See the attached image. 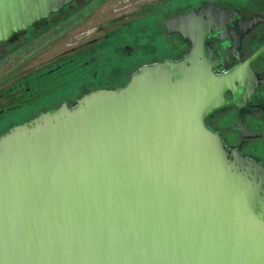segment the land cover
I'll return each instance as SVG.
<instances>
[{
  "label": "water",
  "instance_id": "obj_1",
  "mask_svg": "<svg viewBox=\"0 0 264 264\" xmlns=\"http://www.w3.org/2000/svg\"><path fill=\"white\" fill-rule=\"evenodd\" d=\"M75 1L0 0V44ZM225 13L168 19L193 39L181 60L0 134V264H264V168L206 125L227 78L203 43Z\"/></svg>",
  "mask_w": 264,
  "mask_h": 264
},
{
  "label": "rangeland",
  "instance_id": "obj_2",
  "mask_svg": "<svg viewBox=\"0 0 264 264\" xmlns=\"http://www.w3.org/2000/svg\"><path fill=\"white\" fill-rule=\"evenodd\" d=\"M133 1L92 0L81 23L73 21L48 37L31 41L29 47L18 39L13 47L0 46V132L36 116L55 101H73L80 90L123 86L137 68L167 56L170 51L164 46L160 22L176 6L194 0ZM136 1L140 2L137 9L133 8ZM123 4L129 7L127 12ZM138 16H147L144 31L118 35L127 20ZM138 36L144 38L142 49L133 51L132 46L123 45Z\"/></svg>",
  "mask_w": 264,
  "mask_h": 264
},
{
  "label": "flooded vegetation",
  "instance_id": "obj_3",
  "mask_svg": "<svg viewBox=\"0 0 264 264\" xmlns=\"http://www.w3.org/2000/svg\"><path fill=\"white\" fill-rule=\"evenodd\" d=\"M91 1L76 0L61 12L50 16L44 22L30 28L26 33L8 43L0 44V46H15L18 39V41L28 44L29 47L32 46L31 41L48 37L66 28L73 21L81 23L84 9ZM139 5L140 2L136 1L133 8L137 9ZM210 6L226 13L221 17V31H211L204 40L203 52L209 61H212L215 67L214 72L221 74L222 78H227V81L221 82L223 104L207 117L206 125L220 133L221 139L231 155L233 151H237L242 157L254 161L264 168V51L251 59V56L264 45V0H194L188 1L183 6H176L171 16L162 24L160 22L164 34V46L167 45L170 52L167 56L153 59L149 64L165 60L179 61L187 55L193 47L192 37H185L178 31L169 32L165 25L166 21L190 12L200 14L202 9ZM124 7H126L124 12H127L129 7L126 5ZM146 17L138 16L127 20V26L118 35H123L128 31L133 33L144 31ZM255 19L258 20L255 23H250ZM44 24L50 25L45 32L40 28ZM40 31L42 33L38 35ZM143 39L138 36L136 40L122 44L129 48L132 46V50L136 51L145 45L141 41ZM119 43L118 41L113 45L118 46ZM19 48V46L16 47L15 51ZM119 87L121 85L102 89H117ZM96 89L98 88L93 86L85 92L80 90L78 95L73 97V101L72 98L61 99L60 103L55 101L49 106H44L37 114L55 109L62 103L72 106L79 97Z\"/></svg>",
  "mask_w": 264,
  "mask_h": 264
},
{
  "label": "trees",
  "instance_id": "obj_4",
  "mask_svg": "<svg viewBox=\"0 0 264 264\" xmlns=\"http://www.w3.org/2000/svg\"><path fill=\"white\" fill-rule=\"evenodd\" d=\"M49 26H50V25H45V24H44V25L41 26L40 28H42V31L45 32L46 30H48V27H49ZM31 30H32V29H31ZM42 31H40L38 35H40V34L42 33ZM13 46H14V45H9L8 47H13ZM11 50H12V51H10V52H8V53H5L4 55H8L9 53H12L13 51H15V48H12ZM5 57H6V56H5ZM128 80H129V79H127L126 82H127Z\"/></svg>",
  "mask_w": 264,
  "mask_h": 264
}]
</instances>
